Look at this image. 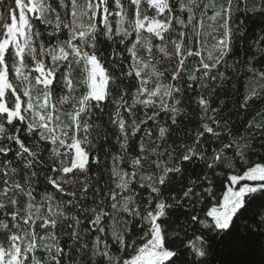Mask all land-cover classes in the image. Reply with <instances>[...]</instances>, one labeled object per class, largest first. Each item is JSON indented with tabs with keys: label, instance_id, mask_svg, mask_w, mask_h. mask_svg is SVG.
<instances>
[{
	"label": "snow or ice",
	"instance_id": "obj_1",
	"mask_svg": "<svg viewBox=\"0 0 264 264\" xmlns=\"http://www.w3.org/2000/svg\"><path fill=\"white\" fill-rule=\"evenodd\" d=\"M240 14L264 25V0L0 13V264H212L218 241L264 264V47L244 92L221 71Z\"/></svg>",
	"mask_w": 264,
	"mask_h": 264
},
{
	"label": "trees",
	"instance_id": "obj_2",
	"mask_svg": "<svg viewBox=\"0 0 264 264\" xmlns=\"http://www.w3.org/2000/svg\"><path fill=\"white\" fill-rule=\"evenodd\" d=\"M217 2H222V0H217ZM14 4V0H3V4L0 5V13L5 14L6 9L8 6H12ZM18 12V10H17ZM211 12H209V15ZM251 15V14H249ZM8 17V12H7ZM241 19H245L246 23L243 25L244 28V36L242 38L234 39L233 45H234V52L230 55L228 58L229 63H236L235 70H225L224 68H221V71H226V75L230 78L229 80L225 81V85L228 88L232 87V84L235 83L236 87L234 91L237 92H244L245 90V84L247 77L251 74L246 71V65L248 60L256 55V44L257 41H260V46L264 47V40H261V37H264V31L261 29L264 28V25H261L259 20L253 17L252 19H247L243 16V14H240ZM255 20V23H254ZM10 22V21H9ZM211 21H208L205 19V28L203 31L205 32H211L212 29L207 27V25L211 24ZM239 23V20L236 21V23L233 24V29L235 30L236 25ZM41 28H43V25H41ZM218 31H222V29L218 28ZM207 44L210 47L214 41L211 39V37L206 38ZM205 56L207 53H203ZM261 62L253 61L254 66L257 70H264V58H260ZM104 122L107 123V118H104ZM81 135H83L81 133ZM86 148L90 146H85ZM13 158V153H9V159ZM39 170V168L35 169ZM89 176L94 178V170H90L88 173ZM15 179L22 181V176L18 175L15 177ZM33 187L36 189V194L39 197L40 194H42L44 191L49 190L46 189V182L44 180L43 174H41L39 177L34 178ZM71 190V188H69ZM11 194V193H10ZM21 201V206H23L24 201L26 200V197L21 195L19 197ZM90 203V202H89ZM46 211V207L41 208V212ZM4 217L0 215V219H3ZM3 234H0V239H3ZM66 239V237L64 238ZM223 249V250H222ZM229 252V248L224 247V244L222 242H215L213 244V253H212V264H225L226 260H231V264H242V261L245 259V257L239 255L238 252L233 251L231 254V257L227 256V253Z\"/></svg>",
	"mask_w": 264,
	"mask_h": 264
},
{
	"label": "rangeland",
	"instance_id": "obj_3",
	"mask_svg": "<svg viewBox=\"0 0 264 264\" xmlns=\"http://www.w3.org/2000/svg\"><path fill=\"white\" fill-rule=\"evenodd\" d=\"M8 12V11H7ZM7 12H5L4 16L7 18ZM4 23L3 19H0V25H2Z\"/></svg>",
	"mask_w": 264,
	"mask_h": 264
},
{
	"label": "water",
	"instance_id": "obj_4",
	"mask_svg": "<svg viewBox=\"0 0 264 264\" xmlns=\"http://www.w3.org/2000/svg\"><path fill=\"white\" fill-rule=\"evenodd\" d=\"M8 8H9V6L7 7V9H6V12L8 11ZM6 18V17H5ZM4 22H5V20H4Z\"/></svg>",
	"mask_w": 264,
	"mask_h": 264
}]
</instances>
